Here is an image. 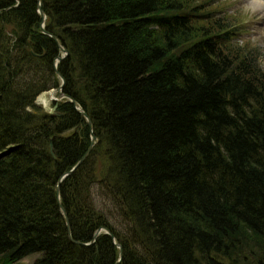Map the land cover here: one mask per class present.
I'll use <instances>...</instances> for the list:
<instances>
[{
  "label": "trees",
  "instance_id": "trees-1",
  "mask_svg": "<svg viewBox=\"0 0 264 264\" xmlns=\"http://www.w3.org/2000/svg\"><path fill=\"white\" fill-rule=\"evenodd\" d=\"M218 6L41 0L92 132L35 103L60 50L36 0H0V264H264V68Z\"/></svg>",
  "mask_w": 264,
  "mask_h": 264
},
{
  "label": "rangeland",
  "instance_id": "rangeland-1",
  "mask_svg": "<svg viewBox=\"0 0 264 264\" xmlns=\"http://www.w3.org/2000/svg\"><path fill=\"white\" fill-rule=\"evenodd\" d=\"M216 3L219 5V9L215 14L226 15L230 23L234 24L236 28V34L232 39L233 43L238 46L247 45L249 48L253 49L260 65L264 68V0H213L215 6H217ZM60 54H62L61 51ZM55 60L54 58L53 63ZM44 94H46V98L49 99L50 93L47 90ZM53 95L57 96L58 93L54 92ZM52 105L53 102L51 99H49L47 105L43 102H38V106L46 111H49ZM95 142L96 138L89 152L93 148ZM38 256V254L27 255L10 264H31Z\"/></svg>",
  "mask_w": 264,
  "mask_h": 264
},
{
  "label": "water",
  "instance_id": "water-1",
  "mask_svg": "<svg viewBox=\"0 0 264 264\" xmlns=\"http://www.w3.org/2000/svg\"><path fill=\"white\" fill-rule=\"evenodd\" d=\"M36 5H37V11H38V13H39V15H40V19H41V20H40V24H39V25H40V28L42 29V31H43L44 33H46L47 35H49L52 39H54V40L56 41L59 50L62 52V54L57 55V56L55 57L56 60H55V62H54V68H55V71L60 75V80H61V82L59 83L58 86H56V87H52V88L49 90V93H50V94H49V99H51V100L53 101V105L49 108V111H48V112H51V113H54V114H57V115L61 114L60 112H57L55 109H56V107H57L58 101H59L60 99H62V98H66V99H68L69 101H71V102L73 103L74 108L76 109V111H78V112L82 115V117H85V118H86V120H87V122H88V125H89V127L91 128V120H90V117L86 114V112H85L80 106H78V105L76 104L75 100H74L72 97H70L68 94H66V93H64V92L62 91V87H63V84H64V78H63V76L58 72V70H57V68H56V64H57V62L60 61L65 55H67L68 51H67V49H66V48L60 43V41L57 39V37H56L55 34H53V33L49 32V31H47V30L44 28L43 21H44V19L46 18V15L44 14L43 9H42V7H41V0H36ZM54 92H57L58 95H57V96H54V95H53ZM92 140H94V134H92ZM50 148H51V150H52V146H51V145H50ZM90 148H91V146L86 150L85 154L79 159V161L77 162L76 165H78V164L82 161V159L84 158V156H86V155L89 153ZM65 174H66V173L64 172V173L58 178L57 183H56V195H57V199H58V205H59V207H60L62 210H63V207H62V205L60 204V201H59V192H58V190H59V182L62 180V178L65 176ZM64 216H65V218H66V215H64ZM66 220H67V218H66ZM66 225H67V230H69V225H68V223H66ZM99 230H100V229H97V230L95 231V233L93 234L92 239H91L90 242L94 241V239H95V235L98 233ZM72 241L77 242L78 240H75V239L72 238ZM86 244H87V243H86Z\"/></svg>",
  "mask_w": 264,
  "mask_h": 264
},
{
  "label": "bare ground",
  "instance_id": "bare-ground-1",
  "mask_svg": "<svg viewBox=\"0 0 264 264\" xmlns=\"http://www.w3.org/2000/svg\"><path fill=\"white\" fill-rule=\"evenodd\" d=\"M46 19V18H45ZM45 19H44V21H43V25H44V28H45ZM57 73V72H56ZM58 75V74H57ZM46 92V91H45ZM45 92H43V93H41L40 95H38L37 96V98L35 99V103L38 105V102H43L45 105H47V103H48V101H49V99H47L46 98V94H44ZM49 92V91H48ZM53 102V101H52ZM51 113V112H50ZM85 118V117H84ZM91 120V119H90ZM91 131L93 132V130H92V122H91ZM96 138V136L94 135V139ZM94 142V140H92L91 141V145L90 146H92V143ZM51 146H52V150H51V148H50V152L52 153V155L55 157V153H54V148H53V144H52V142H51V144H50ZM89 146V147H90ZM87 158V155L86 156H84V158L82 159V161L78 164V165H75L74 166V168L70 171V172H68V173H66L65 174V176L62 178V180L66 177V176H68L71 172H73L85 159ZM61 180V181H62ZM61 181L59 182V190H58V192H59V201H60V183H61ZM60 204H61V202H60ZM63 211H64V209H63ZM69 232L71 233V230H70V226H69ZM107 233V234H109V235H112V232L110 231V229H108L107 227H101L100 228V230L98 231V233L95 235V239L100 235V234H102V233ZM113 236V235H112ZM95 239H94V241H95ZM113 239H115V237H113ZM94 241H92V242H90L89 244H91V243H93ZM115 244H117V246L121 249V255H120V259H119V261L121 260V256H122V248H121V246L120 245H118V243H117V241H116V239H115ZM118 261V262H119Z\"/></svg>",
  "mask_w": 264,
  "mask_h": 264
}]
</instances>
